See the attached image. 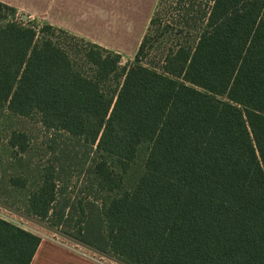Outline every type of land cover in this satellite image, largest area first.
I'll use <instances>...</instances> for the list:
<instances>
[{
    "label": "trees",
    "instance_id": "trees-1",
    "mask_svg": "<svg viewBox=\"0 0 264 264\" xmlns=\"http://www.w3.org/2000/svg\"><path fill=\"white\" fill-rule=\"evenodd\" d=\"M198 13L194 46L145 64L153 16L121 67L120 54L0 2V107L38 114L48 134L30 216L124 264H264V0ZM145 144L144 173L122 191ZM9 146L26 152L27 135ZM40 243L0 218V264H31Z\"/></svg>",
    "mask_w": 264,
    "mask_h": 264
},
{
    "label": "rangeland",
    "instance_id": "rangeland-1",
    "mask_svg": "<svg viewBox=\"0 0 264 264\" xmlns=\"http://www.w3.org/2000/svg\"><path fill=\"white\" fill-rule=\"evenodd\" d=\"M191 5H195L192 12L188 11ZM208 5L210 0H152L149 18L154 16L159 20V26H155L151 32L152 42L146 49L144 63L157 65L161 62L162 54L176 44L187 42L188 45L194 46L197 27L201 24L198 12L206 10ZM183 13H191L188 22L186 17L182 20ZM134 56L122 57L120 66L132 62ZM15 131L27 135L28 148L24 153L9 146V138ZM47 136L38 114L21 117L11 113L6 106L0 107V217L21 225L41 238L50 237L55 241L75 242L51 224L30 216L27 211L28 196L38 187L42 168L50 158L46 146ZM148 152V145L140 146L131 168L123 175L122 191L131 190L136 185L144 173ZM12 178L25 180L26 187L21 189L13 186L10 183ZM79 183L75 189V197L84 196L80 193L82 185ZM113 258L114 264H124Z\"/></svg>",
    "mask_w": 264,
    "mask_h": 264
},
{
    "label": "crops",
    "instance_id": "crops-1",
    "mask_svg": "<svg viewBox=\"0 0 264 264\" xmlns=\"http://www.w3.org/2000/svg\"><path fill=\"white\" fill-rule=\"evenodd\" d=\"M151 1L0 0L30 20L62 29L122 57L137 52L152 18ZM112 258L76 241L61 242L47 237L41 238L31 264H103L97 260L114 264Z\"/></svg>",
    "mask_w": 264,
    "mask_h": 264
},
{
    "label": "built area",
    "instance_id": "built-area-1",
    "mask_svg": "<svg viewBox=\"0 0 264 264\" xmlns=\"http://www.w3.org/2000/svg\"><path fill=\"white\" fill-rule=\"evenodd\" d=\"M1 219H4V220H6V221H8V222H10L9 220H7V219H5L4 217H0ZM13 224H15V223H13ZM15 225H17V226H19V227H22L21 225H19V224H15ZM22 228H24V227H22ZM25 229V228H24ZM98 262H100V263H105V261L104 260H97Z\"/></svg>",
    "mask_w": 264,
    "mask_h": 264
},
{
    "label": "water",
    "instance_id": "water-1",
    "mask_svg": "<svg viewBox=\"0 0 264 264\" xmlns=\"http://www.w3.org/2000/svg\"><path fill=\"white\" fill-rule=\"evenodd\" d=\"M24 19H28V17L27 16H24Z\"/></svg>",
    "mask_w": 264,
    "mask_h": 264
}]
</instances>
